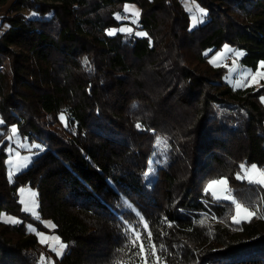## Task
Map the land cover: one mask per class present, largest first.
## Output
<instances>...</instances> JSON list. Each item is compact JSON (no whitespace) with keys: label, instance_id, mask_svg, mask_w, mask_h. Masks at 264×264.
Instances as JSON below:
<instances>
[{"label":"trees","instance_id":"1","mask_svg":"<svg viewBox=\"0 0 264 264\" xmlns=\"http://www.w3.org/2000/svg\"><path fill=\"white\" fill-rule=\"evenodd\" d=\"M190 1L205 11L193 28L181 0H0V264H42L27 225L43 220L66 245L55 264H143L141 245L162 264H264L260 223L232 222L236 204L264 209V189L237 178L264 171V86L232 88L208 62L224 45L251 71L264 62V0ZM127 3L146 35L107 32ZM11 127L39 147L9 179ZM221 178L234 202L205 191Z\"/></svg>","mask_w":264,"mask_h":264},{"label":"rangeland","instance_id":"2","mask_svg":"<svg viewBox=\"0 0 264 264\" xmlns=\"http://www.w3.org/2000/svg\"><path fill=\"white\" fill-rule=\"evenodd\" d=\"M182 1V5L185 8V10L187 11L188 15H189V19H190V27L193 28L199 24H202L204 22V15H205V11H203V14H201V12H199L197 9H201L199 8V6H197L194 2H191L190 0H181ZM127 5L130 9L136 10V11H140L139 8L132 3H127L125 4ZM125 5L123 8V12L121 14H116L115 18L118 21H122L124 22V24L119 28V29H108V33L112 30H115L114 33L116 32H120V33H125V34H131L132 32L136 35L137 32H143V31H134L133 28H135L139 17H135L133 14V11H128L125 12ZM5 10L6 8H1L0 9V34L3 33L5 31V29L7 28V26L5 24L1 25V18H3L4 14H5ZM119 15V19L117 18V16ZM195 17V19H193ZM133 20H135V23H133ZM121 28H130L132 31L131 32H126V31H120ZM144 33V32H143ZM113 35V34H112ZM138 36V35H136ZM224 45L219 51L215 52V54H213L209 59L208 62L210 64L211 67L213 68H219V67H223L224 69L227 70V74L225 76V80L224 82L227 83L229 86H231L232 88H241L244 90V88H260L264 86V62H260L258 65V68H256L255 71H251L250 69L243 67L240 65L239 60H240V55L237 56L236 53H239L237 50ZM239 83V86H237V82ZM264 102V101H263ZM63 114L59 115V122L62 124L63 128L66 127V120H65V116H64V120H61L60 117ZM53 127V125H52ZM13 127H11L12 129ZM64 130L62 128H59L58 131ZM12 134V132H11ZM10 145L7 148V159H6V166H7V175L8 178H12L13 176V171H15L16 165L19 162V166L21 168L20 171H24L25 169L29 168L34 156L32 155H28V156H20L19 149H24V150H30L32 148H36L39 147V145L37 146V144H33L35 145V147H33V145H29L25 140H21L19 139V137L15 134L11 136L10 141H9ZM23 145V147L21 146ZM167 144L166 142L162 139V138H157L155 141V148H154V153L152 154L150 160H149V164L148 165V175L152 173V169L154 167L153 162H155V165L158 164V157L161 158L164 156V153L167 151ZM14 149V150H13ZM15 155L18 156L17 158V162H16V158ZM27 157V161L24 160V158ZM26 165V166H25ZM251 166H247L245 167L244 170H241L242 172V178L240 179H245L248 183H251L249 181V178L253 179V180H257L260 179V174L259 171H247L248 169H250ZM257 170H260L259 168H257ZM19 173V172H18ZM217 181H225L223 178L218 179ZM251 184H256L258 186H260V188L262 187L261 185L257 184V183H251ZM214 187V189H213ZM264 189V187H262ZM210 193L212 194V192H215L217 194V196L223 197L226 195H229L227 192V188H226V184L225 183H217L215 185L212 186V188L209 189ZM32 193H35L36 195L33 196ZM17 194H18V200L19 203L21 205L22 211L31 215V217H33L34 219H38L39 218V213H38V202H37V192L35 189L31 188L30 186H22L19 187L17 190ZM231 196V195H230ZM215 199V198H214ZM217 200V199H215ZM220 201H225V202H234L233 198L231 196V199H219ZM27 208L28 211H25L24 209ZM247 208L249 211H253L255 212L256 209H259V212H256V214L252 217H246L245 213L243 212V210H240L238 213V210L236 209L235 206V210H234V216H236L240 222L244 221L247 222L249 219L251 218H255V221L260 223L259 225V229L260 232L262 234H264V209L262 210V205L258 204V203H252L250 204V206H241V209ZM11 217L13 219H15L16 221H18L15 217L12 216H5L2 215L1 220L3 221V223H11L8 222V218ZM233 222V220H232ZM212 223H217V221L212 222ZM41 224L47 228V232H43V231H37L36 228L32 225H27V229L28 232L33 234L38 243H40L41 245H46V253H49L48 257H44L41 259V263L42 264H46V262L48 263L49 261H51L52 263H54L53 258L57 256L56 251L54 249H59V244L62 243L59 239V242H57L56 239L54 238H58L59 236H57L56 234L53 233V224L50 220H43V222H41ZM137 236V234H135V237ZM244 239V238H243ZM44 241L43 243L41 241ZM49 250V252H48ZM64 250V249H63ZM155 254V253H154ZM153 254V256L151 257V253L149 255V252L147 251V249L145 251H143V257L145 261L143 264H162V262H159V259L157 256H155ZM60 256V255H59ZM58 256V257H59ZM150 256L149 259H147ZM147 261V262H146ZM55 264V263H54Z\"/></svg>","mask_w":264,"mask_h":264},{"label":"snow or ice","instance_id":"3","mask_svg":"<svg viewBox=\"0 0 264 264\" xmlns=\"http://www.w3.org/2000/svg\"><path fill=\"white\" fill-rule=\"evenodd\" d=\"M124 10H125V12L133 11L134 16L137 17V18H138L139 15H140L139 11H136V10L130 9L127 5H125V9H124ZM197 10H198L199 12H201V14H203V11H204L203 9H197ZM117 18H118V19L120 18L119 15L117 16ZM193 19H195V17H194ZM133 23H135V20H133ZM120 31L131 32L132 30H131L130 28H121ZM114 32H115V30L110 31V32H109V35L114 34ZM136 35H138V36H144V35H146V33H143V32H137ZM225 47H227V46H225ZM241 54H242V53H236L237 56H239V55H241ZM85 63H87V61H85ZM239 83H240V82L238 81V82H237V86H239ZM261 100L264 101V97H261ZM60 119H61V120H64V116L61 115ZM0 123H2V122H0ZM137 127L139 128V127H141V125L138 124ZM11 132H12L13 135H15L16 132H17V129H16L15 127H13V128L11 129ZM21 146L23 147V145H21ZM33 147H35V145H33ZM27 159H28L27 157L24 158L25 161H27ZM25 166H26V165H25ZM240 168H241L242 170H244V169H245V165H244V164H241V165H240ZM247 171H249V172H251V171H259V174H260V177H261V178H260V179H257V180H253V179L249 178V181H250L251 183H257V184L261 185L262 187H264V171L257 170V166H256L255 164L251 165V168L248 169ZM237 178L240 179V178H242V177H240V176L238 175ZM217 183H225V184H226V181H217V180L210 181L209 184L206 186L205 191H206V192L209 191V189L212 188V186L215 185V184H217ZM32 195L35 196L36 194H35V193H32ZM212 196H213V198H215V199H217V200H219V199H221V198H223V199H231L230 194H229V195H226V196H223V197H220V196H217V194H216L215 192H212ZM236 209L238 210V213H239L240 210H243V212L245 213V216H246V217H252V216H254V215L256 214V212H259V211H260L259 209H256L255 212H253V211H249L247 208L241 209V205H240V204H236ZM24 210H25V211H28L27 208H25ZM261 218H264V217H261ZM232 220H233V222L236 223V224H239V223H240V220H239L236 216H233V217H232ZM8 222H11V223H17L18 221H16L15 219L9 217V218H8ZM200 223L203 224L204 221H200ZM53 227H55V226L53 225ZM145 227H147V225H145ZM150 236H151V233H149V237H150ZM54 239H56L57 242H59V238H54ZM137 239H139V233H137ZM41 242L43 243L44 241L42 240ZM149 243H150V240H149ZM133 246H135V242H133ZM65 247H66L65 244L60 243V244H59V249H54V250L56 251L57 256H59V255L62 254L63 249H64ZM143 251H144V249H143V245H141V252H143ZM153 254H154V249H153Z\"/></svg>","mask_w":264,"mask_h":264},{"label":"built area","instance_id":"4","mask_svg":"<svg viewBox=\"0 0 264 264\" xmlns=\"http://www.w3.org/2000/svg\"><path fill=\"white\" fill-rule=\"evenodd\" d=\"M36 153V150L35 149H30V150H24V149H21L19 151V154L20 156H28V155H34ZM226 193L229 194V192L227 191ZM212 220L213 221H217V217L214 213H212Z\"/></svg>","mask_w":264,"mask_h":264},{"label":"crops","instance_id":"5","mask_svg":"<svg viewBox=\"0 0 264 264\" xmlns=\"http://www.w3.org/2000/svg\"><path fill=\"white\" fill-rule=\"evenodd\" d=\"M15 158H16V162H17V158H18V156L17 155H15ZM20 170H21V168H20V166H19V162L17 163V165H16V168H15V171H13V175H15V174H17L18 172H20ZM256 185V184H255ZM213 189H214V187H213ZM43 222V221H42ZM46 264H54V263H52L51 261H49L48 263L46 262Z\"/></svg>","mask_w":264,"mask_h":264}]
</instances>
